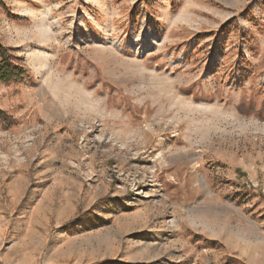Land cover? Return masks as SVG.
Here are the masks:
<instances>
[{"label": "rangeland", "instance_id": "1", "mask_svg": "<svg viewBox=\"0 0 264 264\" xmlns=\"http://www.w3.org/2000/svg\"><path fill=\"white\" fill-rule=\"evenodd\" d=\"M0 264H264V0H0Z\"/></svg>", "mask_w": 264, "mask_h": 264}, {"label": "trees", "instance_id": "2", "mask_svg": "<svg viewBox=\"0 0 264 264\" xmlns=\"http://www.w3.org/2000/svg\"><path fill=\"white\" fill-rule=\"evenodd\" d=\"M27 71L14 63L11 51L0 42V81L10 83L22 80ZM0 119L6 123L14 121V117L0 108Z\"/></svg>", "mask_w": 264, "mask_h": 264}]
</instances>
